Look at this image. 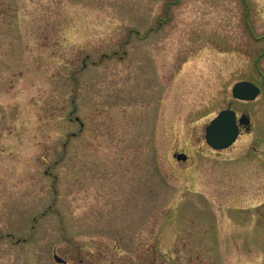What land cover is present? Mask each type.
<instances>
[{"label":"rangeland","instance_id":"obj_1","mask_svg":"<svg viewBox=\"0 0 264 264\" xmlns=\"http://www.w3.org/2000/svg\"><path fill=\"white\" fill-rule=\"evenodd\" d=\"M0 264H264V0H0Z\"/></svg>","mask_w":264,"mask_h":264},{"label":"water","instance_id":"obj_2","mask_svg":"<svg viewBox=\"0 0 264 264\" xmlns=\"http://www.w3.org/2000/svg\"><path fill=\"white\" fill-rule=\"evenodd\" d=\"M232 96L239 100H253L259 93V89L252 83L241 81L232 87ZM239 124L247 125L248 119L242 116ZM238 127L236 125L235 113L229 109L223 110L204 127L205 143L214 150H222L229 147L236 139ZM177 161H185L187 156L184 153H174ZM57 263L64 261L57 255H53Z\"/></svg>","mask_w":264,"mask_h":264},{"label":"flooded vegetation","instance_id":"obj_3","mask_svg":"<svg viewBox=\"0 0 264 264\" xmlns=\"http://www.w3.org/2000/svg\"><path fill=\"white\" fill-rule=\"evenodd\" d=\"M237 101V100H236ZM235 112V111H234ZM236 113V112H235ZM244 115H246V114H244ZM236 116H237V113H236ZM241 116V115H240ZM239 117V116H238ZM237 117V118H238ZM248 125L247 126H240L239 127V131H240V134H242L244 131H247V129H248Z\"/></svg>","mask_w":264,"mask_h":264},{"label":"trees","instance_id":"obj_4","mask_svg":"<svg viewBox=\"0 0 264 264\" xmlns=\"http://www.w3.org/2000/svg\"><path fill=\"white\" fill-rule=\"evenodd\" d=\"M175 0H173V2H174ZM172 2V1H171ZM171 2H169V4L171 3Z\"/></svg>","mask_w":264,"mask_h":264}]
</instances>
